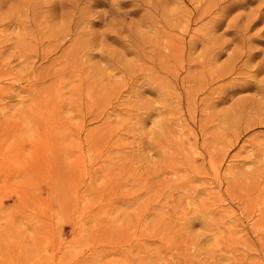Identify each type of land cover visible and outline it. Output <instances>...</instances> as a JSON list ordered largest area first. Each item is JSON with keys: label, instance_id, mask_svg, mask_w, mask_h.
I'll use <instances>...</instances> for the list:
<instances>
[{"label": "rangeland", "instance_id": "obj_1", "mask_svg": "<svg viewBox=\"0 0 264 264\" xmlns=\"http://www.w3.org/2000/svg\"><path fill=\"white\" fill-rule=\"evenodd\" d=\"M0 264H264V0H0Z\"/></svg>", "mask_w": 264, "mask_h": 264}, {"label": "bare ground", "instance_id": "obj_2", "mask_svg": "<svg viewBox=\"0 0 264 264\" xmlns=\"http://www.w3.org/2000/svg\"><path fill=\"white\" fill-rule=\"evenodd\" d=\"M106 15V14H105ZM105 15H104V17H105ZM184 29V28H183ZM185 33V32H184Z\"/></svg>", "mask_w": 264, "mask_h": 264}]
</instances>
